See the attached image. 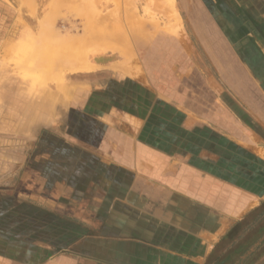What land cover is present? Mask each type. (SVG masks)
Here are the masks:
<instances>
[{"label":"rangeland","instance_id":"1","mask_svg":"<svg viewBox=\"0 0 264 264\" xmlns=\"http://www.w3.org/2000/svg\"><path fill=\"white\" fill-rule=\"evenodd\" d=\"M22 1L0 0L1 227L13 204L21 223V203L50 212L55 199L67 211L94 195L89 184L102 170L84 151L109 128L125 129L126 114L143 119L146 142L165 154L157 172L171 183L208 178L183 158L203 141L222 152L216 173L264 174V163L241 152L264 157V116L248 99L264 67L242 40L251 29L245 0H218L223 11L211 0L207 8L174 0L176 20L160 8L165 0ZM36 37L47 44L34 49Z\"/></svg>","mask_w":264,"mask_h":264},{"label":"crops","instance_id":"2","mask_svg":"<svg viewBox=\"0 0 264 264\" xmlns=\"http://www.w3.org/2000/svg\"><path fill=\"white\" fill-rule=\"evenodd\" d=\"M245 1L239 9L247 11L251 29L243 31L246 37L241 38L253 43L264 57L257 45L259 38L264 40V0ZM210 2L217 10H224L218 0ZM233 19L229 21L235 26ZM254 84L248 99L264 116V84ZM142 120L126 114L125 129L109 128L102 134V144L87 145L85 154L97 159L100 165L95 169L102 171L89 181L98 191L92 190L94 195L79 201L83 204L63 211L54 199L53 209L47 212L44 207L21 203V223L16 219L17 206L13 204L11 211H6V223L0 226V264L211 263L230 227L264 199V174L255 175L254 167L253 173H243V179L238 171L230 174L234 180L216 173L215 169H221L222 152L216 151V143L203 141L183 149V158L184 165L208 178L197 183L189 178L171 183L165 176L168 173L157 172L165 154L146 142ZM247 149L241 152L264 163V157ZM171 164H166L165 170L173 169ZM237 165L228 170L238 169ZM171 185L181 188V193L167 187ZM195 185L198 188L191 193L185 188ZM263 239L247 245L238 262L244 264Z\"/></svg>","mask_w":264,"mask_h":264},{"label":"trees","instance_id":"3","mask_svg":"<svg viewBox=\"0 0 264 264\" xmlns=\"http://www.w3.org/2000/svg\"><path fill=\"white\" fill-rule=\"evenodd\" d=\"M254 49L253 43L249 42ZM255 56H259L260 65L264 67V57L256 48ZM250 65V64H249ZM103 72H95L96 76ZM256 73V72H255ZM264 74V69H263ZM261 77V76H259ZM260 79V78H259ZM264 84V76H262ZM264 236V199L259 205L250 210L241 220L233 224L223 236L217 250L210 258V264H234L241 254L251 245ZM244 245V246H243ZM244 264H264V239L259 246L248 255Z\"/></svg>","mask_w":264,"mask_h":264},{"label":"bare ground","instance_id":"4","mask_svg":"<svg viewBox=\"0 0 264 264\" xmlns=\"http://www.w3.org/2000/svg\"><path fill=\"white\" fill-rule=\"evenodd\" d=\"M24 1V0H23ZM22 1V2H23ZM111 1L112 0H108V3H111ZM162 1H164V0H162ZM166 1V6L167 7H165V8H163V7H161L160 6V8H162V9H164V12H166V14H168L167 12H169V14H168V16H170V17H168V18H170V19H177L178 17V15H177V10H176V8H175V4H174V0H165ZM156 2H159L158 0H156ZM24 3H27V5H29L28 3H29V0H25L24 2H23V4ZM31 3V2H30ZM159 3H161V0H160V2ZM163 3H161V4H163ZM26 5V6H27ZM34 5H35V3H34ZM156 5V4H155ZM31 6V5H30ZM36 6V5H35ZM162 6H164V5H162ZM166 8H167V10L169 9V11H167L166 10ZM19 10V9H18ZM166 10V11H165ZM31 11V10H30ZM163 12V13H164ZM163 15H165V14H163ZM166 16V15H165ZM172 17V18H171ZM126 18H127V16H126ZM175 19V20H176ZM127 20H129V19H127ZM178 21V20H177ZM151 22V21H150ZM173 22H175L174 20H173ZM22 23H24V22H22ZM39 23V22H38ZM151 23H153V22H151ZM24 24H26V23H24ZM35 24H37V20H36V22H35ZM168 25V24H167ZM175 25H177V22H175ZM175 25H173V23L171 22L169 25H168V27H170V26H175ZM94 35V37H98L95 33H92V36ZM37 38V37H36ZM40 40H41V38H39ZM115 39V38H114ZM40 40H38V38H37V42H35V45H33V48L34 49H37L38 48V44H40V45H42L43 43H45V42H43V40L41 41V43H38V42H40ZM111 40V39H110ZM125 41H126V39H125ZM38 43V44H37ZM47 43H45V45H46ZM49 44V43H48ZM126 44H127V41H126ZM44 45V44H43ZM51 44H49V46H50ZM127 46H129V44H127ZM32 48V49H33ZM127 49V48H126ZM40 50V49H39ZM48 53V52H47ZM137 59V58H136ZM132 62H134V66L136 65V61H135V56L133 55V57H132ZM136 71V70H135ZM142 72V71H141ZM140 72V73H141ZM141 75V74H140ZM142 76V75H141ZM138 77H139V75H138Z\"/></svg>","mask_w":264,"mask_h":264}]
</instances>
